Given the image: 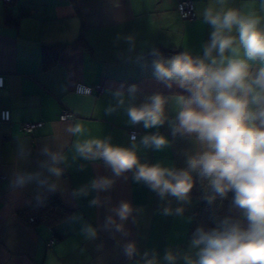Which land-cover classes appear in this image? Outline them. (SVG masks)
Wrapping results in <instances>:
<instances>
[{
  "label": "crops",
  "instance_id": "obj_1",
  "mask_svg": "<svg viewBox=\"0 0 264 264\" xmlns=\"http://www.w3.org/2000/svg\"><path fill=\"white\" fill-rule=\"evenodd\" d=\"M184 0H0V112L8 110L9 123L0 120V264H144L142 254L155 251L161 258L168 249L187 250L188 231L194 201L185 205L183 216L162 214L177 202L161 201L156 193L133 179L132 172L114 178L108 191H96L91 182L112 177L111 169L99 160L82 159L75 143L91 138H111V143L129 147L130 131L139 138L159 131L171 141L162 151L138 147L141 162L183 168L190 141L173 138L165 124L160 129L130 126L124 107L115 106L113 93L137 86L132 103L159 92L187 94L177 87L168 89L152 76V60L145 55L157 49L203 54L210 39V25L204 23L203 9L209 0H189L195 8L193 21L182 20L177 5ZM251 0H230L240 7ZM258 6V5H257ZM9 16L14 23L6 24ZM131 37V41L128 40ZM102 83L101 95H79L78 84ZM71 117L60 121L62 111ZM43 123L31 135L21 130L23 123ZM81 124L83 134L73 136L67 127ZM47 147L59 152L63 161L60 177L42 165L48 160ZM39 173V179L22 186L14 183L17 174ZM126 177V178H125ZM39 180H46L40 184ZM55 184L54 191L49 190ZM86 189L87 194H78ZM59 197L69 215L51 226L30 222L22 211L34 203ZM96 198L99 203L92 205ZM120 201L133 207L124 223L127 235L104 227L111 209ZM119 222V221H118ZM96 229L94 239L84 229ZM54 241L48 246L50 241ZM134 242L137 254L129 258L124 245Z\"/></svg>",
  "mask_w": 264,
  "mask_h": 264
},
{
  "label": "clouds",
  "instance_id": "obj_2",
  "mask_svg": "<svg viewBox=\"0 0 264 264\" xmlns=\"http://www.w3.org/2000/svg\"><path fill=\"white\" fill-rule=\"evenodd\" d=\"M229 3L209 0L203 9V21L212 31L202 55L182 51L163 57L152 52L154 79L168 89L175 86L187 94L156 92L136 104L130 101L135 100L138 89L131 85L130 101H126L123 90H116V104L107 109L111 114L124 107L130 126L158 130L167 124L173 138L190 141L193 149L184 153L185 167L141 162L139 146L154 151L170 146L169 138L159 131L143 135L139 143L132 133L129 147L112 144L110 137L86 139L74 145L82 159L100 160L111 169L112 177L101 176L91 182L93 190L108 191L114 178L132 172L134 181L146 185L161 201L175 199L179 206L164 207L165 216H183L197 181L209 205L232 194L230 209L236 215L217 219L211 228L198 226L188 249L166 250L163 264H264V0H251L240 7ZM67 131L78 136L85 129L74 124ZM42 151L48 157L42 166L52 176L60 177L58 165L64 157L47 147ZM39 176L17 174L14 183L22 186ZM46 182L39 180L40 184ZM55 188L54 183L49 185L50 191ZM78 194L86 195L87 190L80 189ZM98 203L96 198L91 201L92 205ZM133 211L129 202L120 201L111 209L114 215L106 218L104 227L127 235L123 222ZM84 231L90 239L97 235L91 226ZM124 253L133 257L137 254L136 244L126 243ZM142 259L144 264H161L155 251H145Z\"/></svg>",
  "mask_w": 264,
  "mask_h": 264
},
{
  "label": "trees",
  "instance_id": "obj_3",
  "mask_svg": "<svg viewBox=\"0 0 264 264\" xmlns=\"http://www.w3.org/2000/svg\"><path fill=\"white\" fill-rule=\"evenodd\" d=\"M6 24L14 23L11 17L7 16L5 20ZM163 57H171L179 52L170 50L157 49ZM152 52L145 55V58H154ZM204 189L197 181L195 187L191 192V197L194 201V207L192 211V220L188 231V240H191L192 233L198 226H204L205 228H211L215 226V221L219 218H223L225 215H236V213L230 209L231 193L227 199L221 200L217 198L213 204L209 205L206 200L203 199ZM35 215L38 222H45L51 226L57 224L69 215V211L64 208L59 197H51L43 202L34 203L27 209L22 211L21 216L28 218Z\"/></svg>",
  "mask_w": 264,
  "mask_h": 264
},
{
  "label": "built area",
  "instance_id": "obj_4",
  "mask_svg": "<svg viewBox=\"0 0 264 264\" xmlns=\"http://www.w3.org/2000/svg\"><path fill=\"white\" fill-rule=\"evenodd\" d=\"M11 0H5L6 3H9ZM177 12L182 20L186 21H193L196 18V13H195V8L194 4L192 1L189 0H184L178 3L177 5ZM3 87V78L0 77V89ZM80 89V92L77 91V89ZM75 92L79 95H101L104 92V86L102 83H98L93 86H86V85H81L78 84L76 86ZM71 117V114L64 110L62 113L59 115V120L60 121H66L68 118ZM0 120L4 123H9L10 120V114L8 110H2L0 112ZM44 124L43 123H23L21 124V130L26 133L27 135H31L36 129L41 128ZM132 133H135L138 136V132L136 131H130V135ZM100 161V160H99ZM103 163L102 161H100ZM0 179H2V176H0ZM37 219L36 217H30L29 221L30 222H35ZM54 243V241H50L48 243V246H51Z\"/></svg>",
  "mask_w": 264,
  "mask_h": 264
}]
</instances>
